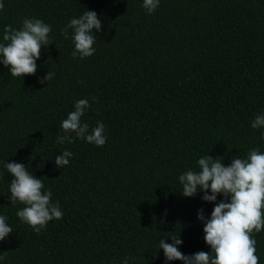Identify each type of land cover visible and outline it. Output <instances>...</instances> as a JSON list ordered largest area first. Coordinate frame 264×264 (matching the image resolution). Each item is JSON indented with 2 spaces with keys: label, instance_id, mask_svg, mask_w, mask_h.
Masks as SVG:
<instances>
[{
  "label": "trees",
  "instance_id": "16d2710c",
  "mask_svg": "<svg viewBox=\"0 0 264 264\" xmlns=\"http://www.w3.org/2000/svg\"><path fill=\"white\" fill-rule=\"evenodd\" d=\"M2 2L0 43L5 26L19 30L25 18L49 24L53 42L35 75L12 77L0 64V215L13 229L0 264H183L158 247L170 236L185 255L210 253L197 216L210 218L215 205L201 191L184 197L179 176L208 154L228 166L264 152V127H251L264 114V0H160L152 14L143 0ZM86 9L102 24L96 51L73 58L72 30L65 39L61 29ZM80 99L90 104L82 123L105 125L103 147L56 142ZM65 150L73 156L56 168ZM7 162L43 181L62 219L37 234L17 217L25 205L8 199ZM253 238L264 264V230Z\"/></svg>",
  "mask_w": 264,
  "mask_h": 264
},
{
  "label": "clouds",
  "instance_id": "9594fccd",
  "mask_svg": "<svg viewBox=\"0 0 264 264\" xmlns=\"http://www.w3.org/2000/svg\"><path fill=\"white\" fill-rule=\"evenodd\" d=\"M160 0H143L142 7L148 14L154 13ZM4 3L0 0V11ZM102 28L98 13L85 10L78 18H72L61 29V35L74 43L73 58L81 59L94 55L97 42L95 32ZM52 28L40 19L25 18L19 30L11 25L4 28L3 41L0 43V64L10 69L12 77L35 75L36 61L40 59L42 48L53 41L49 39ZM55 73L49 71L41 83L53 78ZM96 102V98H91ZM90 107L88 99L75 102L74 110L62 120L60 128L63 135L57 137V143H74L76 139L86 140L89 144L103 147L106 143L105 125L98 122L89 130L87 123H82V116ZM251 127H264V114H257ZM55 157L56 168L67 166L73 153L63 151ZM221 159L211 155L202 156L198 160L199 171L187 170L179 176L182 184V195L194 197L198 191L203 192L201 199L214 203L210 218H206L203 209L198 211V220L203 222L204 241L211 252H197L185 255L178 246L183 243L178 236H170L172 243L160 239L159 249H163L167 261L179 260L183 264H259L256 255L254 233L264 230V152L258 148L251 149L246 158L235 156L230 165L225 166ZM11 174L8 199L12 205L17 202L25 205L16 212L19 219L28 224L37 234L45 229L48 222L60 220L63 212L60 204L52 202V192L43 191L44 184L40 178L29 172L26 165L16 162L5 164ZM209 191L211 194H209ZM223 199L217 202V196ZM13 232L7 223V217L0 215V241H4ZM4 256L0 255V260ZM133 257H126L123 264H129Z\"/></svg>",
  "mask_w": 264,
  "mask_h": 264
}]
</instances>
